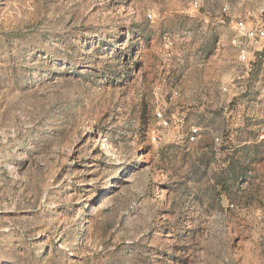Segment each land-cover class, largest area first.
Here are the masks:
<instances>
[{
  "label": "rangeland",
  "instance_id": "374dc122",
  "mask_svg": "<svg viewBox=\"0 0 264 264\" xmlns=\"http://www.w3.org/2000/svg\"><path fill=\"white\" fill-rule=\"evenodd\" d=\"M194 1L0 0V264H264V0Z\"/></svg>",
  "mask_w": 264,
  "mask_h": 264
},
{
  "label": "built area",
  "instance_id": "2783aa9c",
  "mask_svg": "<svg viewBox=\"0 0 264 264\" xmlns=\"http://www.w3.org/2000/svg\"><path fill=\"white\" fill-rule=\"evenodd\" d=\"M198 1L193 2V6L197 7ZM227 7H224L225 11ZM150 17V15H148ZM234 35L232 45L236 52L237 61L240 64H249L251 61H260L264 59V2L245 11L243 15H239L234 20ZM225 86L222 91H226ZM174 92L171 96L175 95ZM157 122L161 126L168 125L167 117L160 111L155 114ZM201 134L199 126H191L186 136L188 143L195 142ZM155 140V137H152ZM219 140L218 137L215 138Z\"/></svg>",
  "mask_w": 264,
  "mask_h": 264
},
{
  "label": "bare ground",
  "instance_id": "6f19581e",
  "mask_svg": "<svg viewBox=\"0 0 264 264\" xmlns=\"http://www.w3.org/2000/svg\"><path fill=\"white\" fill-rule=\"evenodd\" d=\"M108 145H109V144H108ZM107 147H108V146H107ZM106 152H107V155H111V154H112V149H110V147H109V149H108ZM114 160L117 161V158H115ZM115 161H114V162H115ZM114 162H113V163H114ZM117 162H118V161H117Z\"/></svg>",
  "mask_w": 264,
  "mask_h": 264
}]
</instances>
